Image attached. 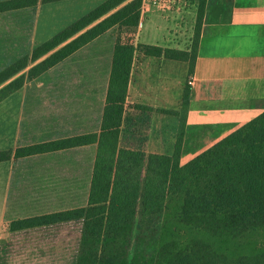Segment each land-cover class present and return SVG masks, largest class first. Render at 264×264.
Instances as JSON below:
<instances>
[{
    "label": "trees",
    "instance_id": "16d2710c",
    "mask_svg": "<svg viewBox=\"0 0 264 264\" xmlns=\"http://www.w3.org/2000/svg\"><path fill=\"white\" fill-rule=\"evenodd\" d=\"M60 1L66 0H3L0 14ZM205 4L198 0L188 50L134 47L116 38L98 132L0 151L1 163L95 145L85 205L10 220L9 239L0 245V264H16L21 234L66 224L79 225L70 264H264V111L181 163L188 80L180 110H159L179 120L171 155L147 154L121 144L135 50L147 57L185 62L190 76ZM142 6L143 0H106L30 55L11 62L0 70V103L19 91L25 80L40 77L110 30H135ZM157 219L160 227L150 255L136 247L130 258L134 230L142 233Z\"/></svg>",
    "mask_w": 264,
    "mask_h": 264
},
{
    "label": "rangeland",
    "instance_id": "374dc122",
    "mask_svg": "<svg viewBox=\"0 0 264 264\" xmlns=\"http://www.w3.org/2000/svg\"><path fill=\"white\" fill-rule=\"evenodd\" d=\"M93 1L96 0L39 4L25 11L0 15V70L16 59L29 55L33 48L79 19L83 14L79 13L86 7L85 3ZM197 6L198 0H162L161 4L155 6V13L160 14L163 20L158 27L160 38L157 46L169 45L181 50L186 45L190 47ZM126 32L117 28L110 30L39 79L26 81L21 91L5 99L0 104V117L5 119L4 149L7 151L13 147L11 134L15 112L20 108L25 111L24 133L18 145L95 130L104 103L115 40L119 37L135 45L134 35H127ZM151 32L153 34V30ZM174 32H179V35L176 33L172 37L171 33ZM144 33L150 36L147 29ZM170 39H173V43ZM171 64L186 67L185 62ZM180 70L176 69L174 73L179 74ZM22 73L26 74V70ZM82 116L85 118V127L78 128L77 122ZM130 120L133 121L134 129L129 126ZM139 127L133 119L126 118L123 145H128L125 142L129 138V131L136 130L140 135L139 145L147 147L148 137L143 136L142 128ZM193 152V149H189L186 155ZM93 158L94 149L91 147L15 162L6 211L0 226V240L9 239L8 225L12 219L85 205ZM159 227L160 220L157 219L142 233L134 230L130 238V258L136 247L143 248L150 255ZM78 229L77 224H66L21 234L22 246L15 252V256H19L15 258V263L29 264L33 261L34 264H70Z\"/></svg>",
    "mask_w": 264,
    "mask_h": 264
},
{
    "label": "crops",
    "instance_id": "0c3cea01",
    "mask_svg": "<svg viewBox=\"0 0 264 264\" xmlns=\"http://www.w3.org/2000/svg\"><path fill=\"white\" fill-rule=\"evenodd\" d=\"M103 1L106 0L85 3L86 7L79 15L83 13L81 15L83 16L88 10L91 11ZM155 6L158 5L147 4L143 6L139 27L126 32L127 35H134V47H137L138 44H159L160 33H158V27L163 20H161L160 14L155 13ZM27 9L30 8L5 12L0 15L12 14ZM146 29L147 33L150 36L152 35L151 39L150 36H145L144 31ZM176 33L179 35V32H174V34L171 33L172 37L176 36ZM104 35L106 33L99 38ZM169 41L173 43V39ZM177 46L179 45L177 44ZM162 47L171 48L169 45H163ZM188 48L186 45L183 50H188ZM170 62L175 63L178 61H171L162 57H147L138 48L135 50L127 88L125 115L121 128V144L125 133L126 118L129 117L135 121L137 126H140L139 128H142L141 133H143V136L148 137V143L146 148L139 145V133L136 130L134 132L130 130L129 138L125 142L128 145L122 144L123 147L142 149L147 154L171 155L178 134L179 120L178 117L166 115L159 110L179 111L183 90L189 80L190 98L184 125L183 154L181 157V163H186L196 154L231 132L234 126L251 121L264 111V0H206L192 74L187 75L188 65L186 63V67L182 68ZM176 69H181L179 74L174 73ZM175 75L179 76L176 78ZM136 106L151 108L152 112L142 111L137 109ZM24 113L25 111L22 108L15 112L16 119L11 134L13 147L9 149L11 151H14L17 147H22V145H18V141L21 140L24 133ZM101 115L102 110L95 130L82 131L73 135L98 132ZM84 122L85 118L83 116L79 117L77 127H85ZM132 124L133 121L130 120L129 126L134 129ZM193 133L195 134L193 135ZM5 142V119L0 117V151H6L4 149ZM28 145L31 144L23 146ZM91 147L94 149L95 154V145L79 147L71 149V151ZM189 149H193L194 152L186 155ZM66 151L70 150L60 152ZM44 155L48 154L17 160L11 159L0 163V226L3 223L6 211L11 172L15 167V162ZM73 207H80V205ZM5 242H7V239H1L0 245Z\"/></svg>",
    "mask_w": 264,
    "mask_h": 264
},
{
    "label": "built area",
    "instance_id": "2783aa9c",
    "mask_svg": "<svg viewBox=\"0 0 264 264\" xmlns=\"http://www.w3.org/2000/svg\"><path fill=\"white\" fill-rule=\"evenodd\" d=\"M161 1L162 0H143V6H145L147 4L159 5V4H161Z\"/></svg>",
    "mask_w": 264,
    "mask_h": 264
}]
</instances>
